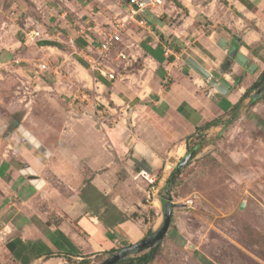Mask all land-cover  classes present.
<instances>
[{
	"label": "rangeland",
	"instance_id": "obj_1",
	"mask_svg": "<svg viewBox=\"0 0 264 264\" xmlns=\"http://www.w3.org/2000/svg\"><path fill=\"white\" fill-rule=\"evenodd\" d=\"M119 11L115 0H0V28L3 31L5 23L10 28L4 38H18L22 30L41 33L36 44L29 43L25 50L18 47L21 52L13 57L6 56V47L0 44V179L10 182L20 178L18 170L29 165L20 161L26 160L21 152L28 151L38 160V166H33L39 169L38 176L64 191L67 186L61 180L58 183L46 165L60 159L77 165L81 175L75 185L90 208L100 213L108 226L126 218L139 228L136 235L118 237L115 252L159 227L160 195L176 164L192 151L191 159L172 183L170 195L176 205L149 264H264V79L259 98L250 103L259 89L253 90L251 84L264 71V5L257 7L243 26L235 25L252 36L250 44L241 38L237 41L245 47V67L230 58L226 48L227 57L215 71V57L198 46L194 48L205 56L203 61L195 55L208 68L211 78L225 74L234 85L233 76H241L244 86L250 88L249 96L222 115L213 109L203 114L194 109L182 110L194 121L204 118L198 126L213 120L220 123L203 130L187 126L181 131L173 120L160 121L145 111L155 110L153 101L157 98L153 93L158 89L167 91L170 79L158 70L154 74L151 64L137 52L129 30L136 29L134 23L122 30L120 41L107 53H98L99 32L113 28L123 16ZM43 40L58 45L46 46L41 44ZM84 40L86 46L79 48L82 44L78 42ZM119 52L124 57L118 56ZM74 57L83 60L85 66ZM186 57L181 58L185 61ZM40 62L47 63L45 71L37 70ZM97 68L113 74V78L102 76L107 84L100 91L94 90L91 81L94 74H100ZM192 73L200 82L198 94L214 100L210 91L216 87L194 70ZM150 90L152 101L140 102L147 107L136 110L132 106L124 109L122 103L116 105V91L128 101ZM83 93L88 94L86 99ZM221 98L218 104L225 109L228 103ZM15 121L20 125L18 129L13 126ZM26 139L33 146L43 144L48 151L58 152L57 158L44 156ZM147 145L154 149L149 152ZM144 149L151 157H142ZM91 152L113 162L92 169L83 162ZM73 153L79 158H73ZM93 178L99 186H90ZM52 187L47 186L46 191ZM45 196L37 199L43 201ZM113 252L63 264H99ZM0 264H14L1 249Z\"/></svg>",
	"mask_w": 264,
	"mask_h": 264
},
{
	"label": "crops",
	"instance_id": "obj_2",
	"mask_svg": "<svg viewBox=\"0 0 264 264\" xmlns=\"http://www.w3.org/2000/svg\"><path fill=\"white\" fill-rule=\"evenodd\" d=\"M115 2L121 13L123 2L121 0H115ZM261 5H264V0H162L153 12H147L150 29L144 30L138 27L134 30L129 29L130 35L143 61L151 64L154 74L158 70L161 76L170 79V83L167 91L161 92L158 89L155 94L153 93L157 98L153 101L155 110L153 111L152 108L150 112H147L146 108V113L152 118L158 117L160 121L173 120L174 124H177V130L181 131L187 126L198 127L201 120L204 121V118L194 121L186 111H182L184 109H194L202 114L213 109L219 115L231 110L249 86H244L242 80L240 83L234 81V85L229 82L231 89L226 94L213 89L210 93L215 95L214 100L209 96L205 98L197 92L200 82L192 73L193 69L186 63V59L190 56L198 63L200 62L198 59L206 61L205 56L194 49L198 46L206 54L215 57L216 61L212 62L214 65L212 69L217 71V65L227 57V51L218 46V41L224 38L229 46H233L241 38L242 42L250 44L248 40H252V36L248 31L238 30V26L235 25L239 23L243 26L245 20H250L256 8ZM5 24L3 31L0 28V32L2 31L0 44L6 47L4 54L13 57L17 51L21 52L20 49L17 50L18 47L23 49L32 42L26 39L25 34L28 31L24 30L18 38L12 36L4 38V35L10 32V28H6ZM7 25L14 26L8 23ZM229 30L232 31L229 32ZM251 30L249 29V32ZM84 42L85 40L78 42L82 45H78L77 42L76 44L83 49L86 46ZM148 49L153 56L147 51ZM244 49L243 45L238 47L240 52ZM182 55L187 56L185 61L181 58ZM19 59L23 58L19 57ZM201 66L208 70L205 65ZM222 77L227 80L225 74ZM93 78L91 81L94 90L100 91L101 87H105L103 82L96 77ZM116 92L118 99L116 105L122 103L124 109L132 106L138 110L141 107H147L146 104L140 103L141 101H152L151 90L143 96L136 94L128 101H124L119 92ZM93 95L98 97L97 93ZM220 98L227 101V108L223 109L219 106ZM35 140L40 142L37 138ZM152 148L150 145L146 146L149 152ZM146 151L145 149L141 151L142 157H151ZM48 152L51 155L50 159L58 154L55 151ZM21 153L26 160L20 159V161L29 164L18 170L23 180L20 179L22 176L10 179V182H7L5 178L0 179L5 180L0 181V249L14 264H63L72 259L88 260L90 257L116 249L118 237H128L129 233L132 235L137 233L139 228L136 229V226L128 219L108 226L100 213L90 208L80 195V189L75 185L81 175L77 165L64 162L60 158L56 162L50 160L46 165L55 179L63 181L67 186L64 191H61L52 187L56 185H52L45 177L38 176L39 169L33 167L38 166V160L31 152ZM100 153L97 157L95 152L86 154L83 162L89 164L92 169L106 166L108 163L111 165L113 161ZM73 154V158H79L77 153ZM60 155L62 158L65 157L64 153ZM27 167L34 171L36 183L32 182L27 174L21 173V170ZM39 180L43 182L41 187H37ZM89 183L90 186H99L96 178L91 179ZM47 186L52 188L46 191ZM42 194L46 195L43 201L37 199Z\"/></svg>",
	"mask_w": 264,
	"mask_h": 264
},
{
	"label": "water",
	"instance_id": "obj_3",
	"mask_svg": "<svg viewBox=\"0 0 264 264\" xmlns=\"http://www.w3.org/2000/svg\"><path fill=\"white\" fill-rule=\"evenodd\" d=\"M218 46L222 49H228V55L230 58H233L236 63L239 64L241 67H245L248 58L242 54V52L238 51V49L234 46H228V42L221 38L218 41ZM186 63L195 71L197 72L202 78L207 79L209 83L216 87V89L221 94H226L230 89V83L224 77H218L217 79L211 78V74L205 68H203L198 62H196L192 57L188 56L186 59ZM264 79V71L261 73L259 81L261 82ZM257 83L254 85L256 86ZM13 126H16L17 129L19 128V124L15 121L13 122ZM37 150L42 153L44 156H49L48 150L41 144L35 146ZM193 152L187 151L186 154L179 160L176 164L174 170L172 171L165 187H164V194L160 195V201L162 204V222L159 227L153 231L150 235L145 236L143 239L136 243L129 244L125 247L118 249L117 251L113 252L109 255L105 260H103L99 264H115L121 260H124L130 257L135 252H140L143 250H149L150 248L154 247L156 244L160 243L163 239L165 233L167 232L171 217H172V209L176 205L172 202V198L170 195L172 183L174 182L175 175L180 171L182 167L187 165L188 161L191 159ZM22 174H27L28 178L36 183V175L34 171L27 167L21 170ZM39 184L37 187H41L40 185L43 183L41 180L38 181Z\"/></svg>",
	"mask_w": 264,
	"mask_h": 264
},
{
	"label": "built area",
	"instance_id": "obj_4",
	"mask_svg": "<svg viewBox=\"0 0 264 264\" xmlns=\"http://www.w3.org/2000/svg\"><path fill=\"white\" fill-rule=\"evenodd\" d=\"M162 3V0H125L123 2L122 13L123 16L116 21V24L113 25V28L109 30H102L99 32V46L98 53L103 54L107 53L110 48L116 45L121 39L122 30L127 27L128 24L134 23L138 28L149 30L150 23L146 17L147 12H153L154 9ZM40 32L37 30H30L25 34L26 39L31 42H36L40 38ZM118 56L124 57L123 52H119ZM18 63L17 60H15ZM46 62H40L37 64V70L39 72L45 71L47 69ZM99 73L103 77L113 78L111 72H107L105 69L97 68ZM85 99L88 96L87 93L82 95Z\"/></svg>",
	"mask_w": 264,
	"mask_h": 264
},
{
	"label": "trees",
	"instance_id": "obj_5",
	"mask_svg": "<svg viewBox=\"0 0 264 264\" xmlns=\"http://www.w3.org/2000/svg\"><path fill=\"white\" fill-rule=\"evenodd\" d=\"M41 44H44V45H52V46H57L58 44H56L55 42H51L49 40H43L41 42ZM234 47L238 48L239 45L235 44ZM152 56H153V53L150 52V49L147 50ZM155 57V56H154ZM75 58V57H74ZM156 59H158L157 57H155ZM81 65L85 66V63L83 62V60L79 59V58H75ZM94 77H96L98 80H100L101 82H103L105 85L107 84L106 80L102 77V75L100 74H94ZM234 81L235 83H240L241 81V76H235L234 77ZM249 89L250 88H247L246 91L243 93V95L241 96V99L235 104L233 105L232 109L237 107L240 103V101L247 97L248 93H249ZM259 98V96H254L251 100H250V103L251 104H254L257 99ZM220 123L219 120H213V121H209V122H206L204 123L202 126H198L196 127L197 130H203V129H207L209 128L210 126H213V125H218ZM193 150H196V146L193 147ZM176 176V175H175ZM126 220L125 219H122L120 221H117V222H122ZM115 221V220H114ZM116 221L115 222H112V225L114 223H117ZM159 244V243H158ZM156 244L154 247L150 248L149 250L139 254V255H136V256H132V257H128L124 260H121L119 261L118 263H115V264H149L152 259L155 257V255L157 254V245ZM115 249H111L109 250L108 252H113Z\"/></svg>",
	"mask_w": 264,
	"mask_h": 264
},
{
	"label": "flooded vegetation",
	"instance_id": "obj_6",
	"mask_svg": "<svg viewBox=\"0 0 264 264\" xmlns=\"http://www.w3.org/2000/svg\"><path fill=\"white\" fill-rule=\"evenodd\" d=\"M260 75H261V74H260ZM260 75H259V78H260ZM259 78H258V81H256V82L253 83V85L251 84L253 90H254V88H257V87L259 86V89L257 90L256 95H252V96H251V99H252L254 96H259V93H260L261 89L263 88V85H262L263 80L260 82V81H259ZM256 83H257V85L254 86ZM248 94H249V93H248ZM247 96H249V95H247ZM245 98H246V97H245Z\"/></svg>",
	"mask_w": 264,
	"mask_h": 264
}]
</instances>
